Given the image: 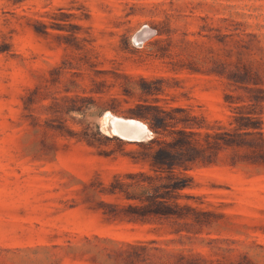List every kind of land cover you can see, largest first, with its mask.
Returning a JSON list of instances; mask_svg holds the SVG:
<instances>
[{
    "label": "rangeland",
    "instance_id": "1",
    "mask_svg": "<svg viewBox=\"0 0 264 264\" xmlns=\"http://www.w3.org/2000/svg\"><path fill=\"white\" fill-rule=\"evenodd\" d=\"M0 264H264V0H0Z\"/></svg>",
    "mask_w": 264,
    "mask_h": 264
},
{
    "label": "water",
    "instance_id": "2",
    "mask_svg": "<svg viewBox=\"0 0 264 264\" xmlns=\"http://www.w3.org/2000/svg\"><path fill=\"white\" fill-rule=\"evenodd\" d=\"M154 34V31L151 29H148L146 27L141 28L140 31H138L132 38V45L137 47L139 46L143 41L148 39ZM134 139V138H132Z\"/></svg>",
    "mask_w": 264,
    "mask_h": 264
},
{
    "label": "bare ground",
    "instance_id": "3",
    "mask_svg": "<svg viewBox=\"0 0 264 264\" xmlns=\"http://www.w3.org/2000/svg\"><path fill=\"white\" fill-rule=\"evenodd\" d=\"M128 122H129V121H128ZM128 122H127V123H128ZM130 123L132 124V122H130ZM134 123H135V122H134ZM128 124H129V123H128Z\"/></svg>",
    "mask_w": 264,
    "mask_h": 264
}]
</instances>
